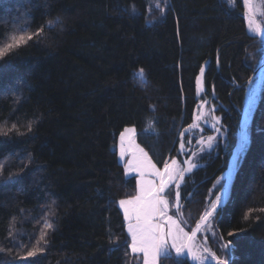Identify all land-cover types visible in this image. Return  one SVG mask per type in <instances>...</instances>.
<instances>
[{"label": "trees", "instance_id": "trees-1", "mask_svg": "<svg viewBox=\"0 0 264 264\" xmlns=\"http://www.w3.org/2000/svg\"><path fill=\"white\" fill-rule=\"evenodd\" d=\"M155 1L0 0V49L26 41L0 56V264H142L118 205L135 194L116 148L127 127L157 168L174 157L198 164L178 189L186 228L216 199L264 43L249 33L241 0H166L163 15ZM200 100L222 136L192 157L180 145L189 146ZM246 133L207 248L229 264H264V83ZM37 241L44 250L20 259ZM172 257L160 264H190Z\"/></svg>", "mask_w": 264, "mask_h": 264}, {"label": "snow or ice", "instance_id": "snow-or-ice-1", "mask_svg": "<svg viewBox=\"0 0 264 264\" xmlns=\"http://www.w3.org/2000/svg\"><path fill=\"white\" fill-rule=\"evenodd\" d=\"M166 2V0H165ZM233 0H226V3L231 5ZM156 7L159 9L161 15L164 14L165 9L157 2ZM243 7L245 9V19L248 23L250 31L254 32L261 37H264V26L257 22L256 16H264V6H257L254 0H243ZM58 20V18H57ZM56 21H49L48 27L54 26ZM43 29L38 30L35 35H39ZM27 39H32V35H29ZM25 38L21 36L19 39L13 38L12 43H8L4 48L0 49V56L10 51L13 47H18L21 43H24ZM264 43V40H262ZM201 76L204 73V68H201ZM255 71V68H253ZM134 78L141 84L146 83L144 69L140 68L133 73ZM249 83L252 82L249 78ZM200 79L197 78V85L199 91ZM13 128L16 125L12 126ZM196 127V125H193ZM28 131H31V125H28ZM219 131V129H217ZM135 129L125 128L120 133V158L123 161L124 157L129 153L133 144L132 134ZM7 135V133H0ZM215 137H208L207 141H201L206 143L208 148L213 146ZM128 143V147H125V143ZM248 144L247 133H243L240 138L241 152H243ZM181 149L184 148V143L180 145ZM137 151H132V159H129L125 164L126 172H139L141 177L138 182V191L135 196L127 199H121L118 201L119 207L123 210L124 219L128 222L127 231L131 237V243L128 245L132 254H142L143 264H160L161 259H172V252H175L176 258H182L185 252L196 261L197 264H206L211 259L215 261V264H229L228 259H222L218 257L214 252H210L207 247L198 248L194 243V238L202 228L210 227V219L213 217L217 210V206L221 202V196L217 195L216 199L211 202L210 208L206 209L203 215L200 216L199 221L196 223L195 228L191 231H185L181 226L183 221L182 213H180V188L181 182L185 179V174L190 173L194 168L198 167L197 163L191 160H185L183 163L186 167H181L178 161L172 160L171 164L165 163L163 171L158 169L151 159L148 158L147 153L136 146ZM240 160V154H236L235 163L238 164ZM4 168L3 164H0V171ZM158 179V183L155 179L145 180V172ZM219 184L220 181L218 180ZM177 189L175 192V201L177 208V215L179 218H174L169 215V199L170 186L173 185ZM226 185H221V190H224ZM247 219V215L245 216ZM45 228L52 229L53 224L45 222ZM47 233H43L40 240H44ZM234 233H229V236ZM118 239V238H116ZM110 240L114 243L115 239L110 237ZM39 241L36 245L30 247L26 253L19 257L20 259H28L30 257L37 256L44 249L39 247ZM231 241L224 243L222 248L230 251ZM4 249L0 248V252ZM176 264H183L181 259L176 260Z\"/></svg>", "mask_w": 264, "mask_h": 264}, {"label": "rangeland", "instance_id": "rangeland-1", "mask_svg": "<svg viewBox=\"0 0 264 264\" xmlns=\"http://www.w3.org/2000/svg\"><path fill=\"white\" fill-rule=\"evenodd\" d=\"M158 3H162V6L164 9L166 7V4H165V1L164 0H156L155 1V5H154V8L156 10H152L154 13H160L159 9L156 7V4ZM255 4L257 6H263V3H262V0H254ZM161 14V13H160ZM263 17V18H262ZM256 18L258 19L257 22L261 23V25L263 26L262 24V20L264 19V16L262 15H257ZM246 20V19H245ZM246 24H247V29L249 31L250 34H253L252 31L249 30L248 28V23L246 21ZM262 60V59H261ZM258 66V65H257ZM201 74V73H200ZM201 79H202V76H201ZM203 82V80H202ZM258 83L261 84L260 86L263 85L264 83V71L261 72V74L257 75L251 82L250 84V92H249V106L247 107V116L248 114H250L249 112L251 111L252 107H253V104H254V101H255V97L257 95V92H258ZM218 121L219 119L218 118H215L212 114V111L210 109V106L208 105V102L206 100H200L199 103H198V106H197V110H196V114H195V122L193 123V125H196V127H193V125L190 127L189 131H188V145L189 146H184L183 148V151H188V150H191V149H194L193 150V156L192 157H197L199 154L205 152V151H210L211 149H213L215 147V144H216V140L218 139V136L215 137V140L213 142V146L211 148H208L206 146V143H201V141H207V138L208 137H213L214 133L216 132L217 129H219V126H218ZM247 125V123H246ZM246 125H245V128L242 130V134L246 132ZM127 128H131V127H127ZM133 129V128H131ZM209 129V131L207 130ZM125 130V129H124ZM123 130V131H124ZM122 131V132H123ZM216 135V133H215ZM219 136H222V131L219 129V132L218 134ZM192 138H195V141L192 143ZM118 143V147H119V140L117 141ZM117 148V146H116ZM141 148V147H139ZM118 149V148H117ZM142 149V148H141ZM144 151V150H143ZM145 152V151H144ZM146 153V152H145ZM242 153V152H241ZM240 153V154H241ZM148 156V154H147ZM119 157H120V150H119ZM149 158V156H148ZM150 159V158H149ZM172 160H176L178 161V163L180 164L181 167H184L183 166V163H181L176 157L172 158L169 162H167L168 164H171ZM193 162V158L189 159ZM121 158H120V162H121ZM124 163V160L122 161ZM163 168H164V165L163 167L160 169L161 171H163ZM159 169V168H158ZM124 170V169H123ZM131 173V176L134 177L135 179V194L133 196H135L137 194V191H138V182L140 181L141 177L139 175V172H136V171H133V172H126L125 174V177H128L127 175H129ZM229 175H230V168L228 166V168L225 170V172H223L215 181L214 183V186L212 188V191L213 194H212V198H216L217 195L223 196V193H224V190H221V188L218 190V191H214V189L218 186V185H226V181L228 180L229 178ZM144 179L145 180H152V179H155L156 182L158 183V179L152 175H150L147 171L145 172V176H144ZM220 181V183L218 184L217 181ZM173 191V198H170V196L168 195V199H169V215H172L174 218H179L178 215H177V208H175V205H176V202H175V192L177 191L174 184L170 186V193H172ZM215 192V193H214ZM218 192V193H217ZM217 193V195H216ZM130 198V197H129ZM119 205V204H118ZM179 206H180V202H179ZM120 208V207H119ZM210 208V207H209ZM122 214H123V210L120 208ZM176 212V215L174 214V212ZM203 215V214H202ZM123 218H124V215H123ZM182 219L183 221L186 222V218L184 216H182ZM125 221V230H126V233L127 235L129 236V239H130V243H131V237L130 235L128 234V231H127V225H128V222L124 219ZM197 222V221H196ZM195 222V223H196ZM190 224L189 225V228H186L183 224L181 225L184 230L187 232V231H190L191 228L194 226V224ZM210 227L209 228H202L200 230V232L197 234V237L194 239L193 243L198 247V248H203V247H207V238L208 236H213V225H212V222L210 220ZM188 225V223H187ZM140 257L141 261H142V264H143V256L142 254H136ZM172 255L175 256V252L173 251L172 252ZM185 257V255H184ZM182 257V258H184ZM193 263L197 264L196 261L192 260ZM209 261H212L211 259H209L207 262Z\"/></svg>", "mask_w": 264, "mask_h": 264}, {"label": "water", "instance_id": "water-1", "mask_svg": "<svg viewBox=\"0 0 264 264\" xmlns=\"http://www.w3.org/2000/svg\"><path fill=\"white\" fill-rule=\"evenodd\" d=\"M241 4H242V7H243V0H241ZM243 10H244V15H245V9L243 7ZM257 20V19H256ZM253 37L259 39V40H264V37H261L260 35H257L253 32L252 34ZM264 71V57L263 59L261 60V62L259 63V65L255 68V71L252 72L251 76L249 78H251V80H253L257 75L261 74V72ZM198 78L200 79V84H199V91H198V85H197V81H196V85H197V91H196V98H198L202 92V79H201V74H199ZM249 81V79H248ZM247 81V84L245 86V92H244V96H243V102H242V107H241V112H240V118H239V123H238V127H237V132H236V140H235V145H234V149H233V152H232V155L230 157V160H229V168H230V175H229V178L228 180L226 181V188L224 189V193H223V196L221 198V202L220 204L217 206V210L216 212L221 208L223 207L227 200L229 199V195H230V191H231V186H232V183H233V180H234V177H235V174H236V171H237V164L235 163V156L236 154H240L241 153V147H240V138H241V135H242V130H243V124L241 123V114L242 112L244 111L245 108L248 107L249 105V89H250V84ZM261 84L258 83V93H257V96H256V99L254 101V104H253V107L250 111V114H249V119L248 121L250 120L251 116L253 115L254 111H255V107H256V104H257V100H258V97H259V93H260V89L262 86H260ZM247 121V123H248ZM195 122V121H194ZM193 122V123H194ZM240 157H241V154H240ZM183 166L186 167V165L183 163ZM188 173L185 174V176H187ZM176 202V201H175ZM176 208V206H175ZM215 212V213H216ZM181 213V212H180ZM214 213V214H215ZM183 216V214H182ZM211 220V219H210ZM199 221V219L197 220V222ZM196 222V223H197ZM196 223L194 224V226L191 228L194 229L195 228V225ZM190 230V231H191ZM199 233V232H198ZM197 233V234H198ZM197 237V236H196ZM195 237V238H196ZM194 238V239H195ZM185 259L190 263V264H195L193 263L191 257L187 254V252H185ZM206 264H215V261H209V262H206Z\"/></svg>", "mask_w": 264, "mask_h": 264}, {"label": "crops", "instance_id": "crops-1", "mask_svg": "<svg viewBox=\"0 0 264 264\" xmlns=\"http://www.w3.org/2000/svg\"><path fill=\"white\" fill-rule=\"evenodd\" d=\"M122 133V132H121ZM118 140H119V144H120V135H119V137H118ZM132 141H133V144H132V146H131V149H130V151H129V153L124 157V163L121 161V164H122V166H123V169H124V173L126 174V170H125V164H126V162L129 160V159H132V151H137V155H139V152H138V150H137V148H136V146H138V147H140L138 144H137V142H136V139H135V132H134V134H132ZM125 147H128V143H127V141H126V143H125ZM117 153H118V159H119V161H120V157H119V150H120V145H119V147H118V143H117ZM141 149V148H140ZM128 177H133V176H131V173L129 174V175H127Z\"/></svg>", "mask_w": 264, "mask_h": 264}, {"label": "bare ground", "instance_id": "bare-ground-1", "mask_svg": "<svg viewBox=\"0 0 264 264\" xmlns=\"http://www.w3.org/2000/svg\"><path fill=\"white\" fill-rule=\"evenodd\" d=\"M258 93V92H257ZM257 96V95H256ZM256 98V97H255ZM250 101V100H249ZM249 106V105H248ZM247 112H248V110H247V108H245L244 109V111L242 112V114H241V123L243 124V129L245 128V125H246V123H247V121H248V119H249V114H248V116H247ZM250 113V112H249Z\"/></svg>", "mask_w": 264, "mask_h": 264}, {"label": "flooded vegetation", "instance_id": "flooded-vegetation-1", "mask_svg": "<svg viewBox=\"0 0 264 264\" xmlns=\"http://www.w3.org/2000/svg\"><path fill=\"white\" fill-rule=\"evenodd\" d=\"M207 130H209V129H207ZM218 132H219V131H217V130H216V132H215V133H216V135H215V133H214V134H213V135H214L213 137H217V136H218V138H219V137H221V136L217 135V134H218ZM217 140H218V139H217ZM217 140H216V141H217ZM179 209H180V207H179Z\"/></svg>", "mask_w": 264, "mask_h": 264}]
</instances>
